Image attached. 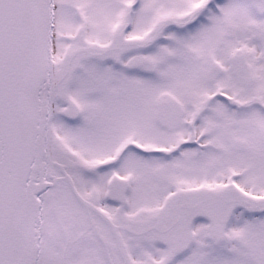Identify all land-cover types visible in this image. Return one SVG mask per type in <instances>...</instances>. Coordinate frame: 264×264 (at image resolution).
I'll return each instance as SVG.
<instances>
[{"label":"snow or ice","instance_id":"1","mask_svg":"<svg viewBox=\"0 0 264 264\" xmlns=\"http://www.w3.org/2000/svg\"><path fill=\"white\" fill-rule=\"evenodd\" d=\"M0 264H264V0H0Z\"/></svg>","mask_w":264,"mask_h":264}]
</instances>
